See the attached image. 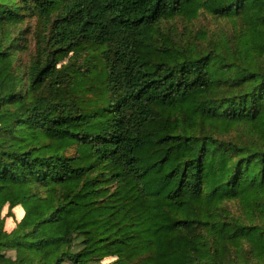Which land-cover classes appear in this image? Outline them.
Wrapping results in <instances>:
<instances>
[{
  "label": "trees",
  "instance_id": "1",
  "mask_svg": "<svg viewBox=\"0 0 264 264\" xmlns=\"http://www.w3.org/2000/svg\"><path fill=\"white\" fill-rule=\"evenodd\" d=\"M0 264H264V0H0Z\"/></svg>",
  "mask_w": 264,
  "mask_h": 264
},
{
  "label": "rangeland",
  "instance_id": "2",
  "mask_svg": "<svg viewBox=\"0 0 264 264\" xmlns=\"http://www.w3.org/2000/svg\"><path fill=\"white\" fill-rule=\"evenodd\" d=\"M12 212H13V218L6 217L5 219L4 229L6 231H10L11 228L14 226L15 222L18 221L22 215V210L19 207L13 209ZM5 214H6V211L4 210L3 215Z\"/></svg>",
  "mask_w": 264,
  "mask_h": 264
}]
</instances>
